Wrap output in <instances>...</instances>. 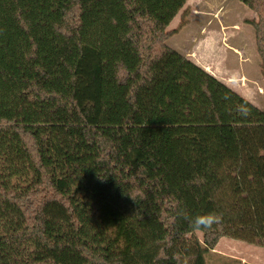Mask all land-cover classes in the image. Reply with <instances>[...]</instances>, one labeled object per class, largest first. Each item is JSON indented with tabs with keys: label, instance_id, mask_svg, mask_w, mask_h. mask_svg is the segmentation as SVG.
<instances>
[{
	"label": "trees",
	"instance_id": "obj_1",
	"mask_svg": "<svg viewBox=\"0 0 264 264\" xmlns=\"http://www.w3.org/2000/svg\"><path fill=\"white\" fill-rule=\"evenodd\" d=\"M188 1L0 0V264H210L224 238L264 248V112L168 47ZM236 1L258 15L264 81V0ZM84 48L98 58L93 125L74 101ZM208 212L222 222L195 229Z\"/></svg>",
	"mask_w": 264,
	"mask_h": 264
},
{
	"label": "rangeland",
	"instance_id": "obj_2",
	"mask_svg": "<svg viewBox=\"0 0 264 264\" xmlns=\"http://www.w3.org/2000/svg\"><path fill=\"white\" fill-rule=\"evenodd\" d=\"M184 9L188 11L187 26L168 41V47L264 112L261 61L255 31L247 24L257 21L258 15L236 0H189ZM179 21L180 15L167 30H174ZM83 55L74 101L87 123L93 125L99 111L98 58L86 48ZM196 237L202 241L201 233ZM211 257L210 264H221L223 258L264 264V248L224 238Z\"/></svg>",
	"mask_w": 264,
	"mask_h": 264
},
{
	"label": "clouds",
	"instance_id": "obj_3",
	"mask_svg": "<svg viewBox=\"0 0 264 264\" xmlns=\"http://www.w3.org/2000/svg\"><path fill=\"white\" fill-rule=\"evenodd\" d=\"M242 117H247L249 115L248 110L245 107H240L237 109ZM222 215L216 212H208L202 215H198L192 221V225L197 230L211 229L214 225L222 222Z\"/></svg>",
	"mask_w": 264,
	"mask_h": 264
},
{
	"label": "crops",
	"instance_id": "obj_4",
	"mask_svg": "<svg viewBox=\"0 0 264 264\" xmlns=\"http://www.w3.org/2000/svg\"><path fill=\"white\" fill-rule=\"evenodd\" d=\"M243 263V262H242ZM244 264V263H243Z\"/></svg>",
	"mask_w": 264,
	"mask_h": 264
}]
</instances>
